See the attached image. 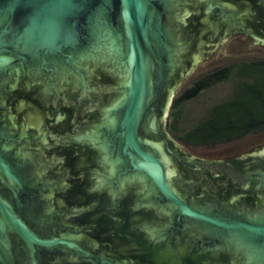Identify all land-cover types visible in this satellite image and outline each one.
Returning <instances> with one entry per match:
<instances>
[{
    "label": "water",
    "instance_id": "95a60500",
    "mask_svg": "<svg viewBox=\"0 0 264 264\" xmlns=\"http://www.w3.org/2000/svg\"><path fill=\"white\" fill-rule=\"evenodd\" d=\"M200 3L205 5L204 23L184 30L182 23L201 10ZM255 15L263 19L259 26ZM247 24L263 30L264 8L245 0H0L1 263L63 264L61 251L47 258L41 250L54 247L71 249L63 252L69 258L92 256L89 250L96 242H85L81 230L64 234L63 228L54 227L55 215L49 221L54 205L48 196L66 181V174H47L60 156L49 155L45 148L52 141L72 140L96 148L100 165L94 171V188L106 189L114 200L136 192V204L152 209L155 217L142 224L150 237L163 239L169 231L181 237L188 226L189 236L231 248V254L219 256L221 264H264V146L242 154L259 155L257 166L244 169L235 157L195 156L166 132L180 82L228 39L244 34L241 29H249ZM224 32L229 34L221 36ZM209 36H219L212 46ZM99 71L112 81L95 77ZM34 85L45 103L77 106L82 115L73 132L64 136L47 131L45 109L35 103L23 110L26 98L13 99L14 88ZM97 111V117L85 115ZM173 145L201 170L179 171ZM88 157L84 153L76 165L83 168ZM230 184L227 196L224 190ZM238 188L257 191L259 197L249 202ZM199 189L204 198L195 195ZM109 197L93 199L97 211L87 200L95 215L102 213L108 237L144 249L142 240L118 234L124 233L126 217L139 221L141 214L105 213ZM176 211L178 233L173 225ZM188 249L187 243L164 244L154 258L158 264H190L195 258ZM104 263L123 264L108 258Z\"/></svg>",
    "mask_w": 264,
    "mask_h": 264
},
{
    "label": "trees",
    "instance_id": "16d2710c",
    "mask_svg": "<svg viewBox=\"0 0 264 264\" xmlns=\"http://www.w3.org/2000/svg\"><path fill=\"white\" fill-rule=\"evenodd\" d=\"M251 3L255 7L261 9L264 8L263 0H245ZM201 10L191 13L187 18V23H182L184 30L192 31L200 28L205 20V5L200 3ZM257 22L262 23L263 19L258 18ZM249 29H241V32L246 34L250 39L254 41L264 42V29L261 27H251L247 24ZM228 32H224L221 36L228 35ZM231 35V34H230ZM219 36L211 37L209 36L208 46L214 45L218 40ZM236 74L237 77L234 85V90L232 94L222 101H219L212 105V107L207 111L205 116L197 122L193 127L187 130H181L179 127V120L182 116V105L183 103L191 98L196 97L202 91L211 88L215 84L229 79ZM102 80L107 77H100ZM34 88L36 92L34 93ZM12 93L13 99H19L20 97H25L26 103L34 105L37 103L40 107L50 109L52 111L50 119H48L45 129L50 130L52 133H60L64 136L68 133L73 132L76 121L81 118V113H77V106L74 104L61 103L56 106L55 104L48 102H43V98L39 95V86L35 85L31 88L16 87ZM20 100V99H19ZM24 102V101H23ZM26 104V105H27ZM14 106V104H13ZM58 111L62 112L64 116L60 119L57 118ZM97 112H85L86 117L90 119L92 117H97L99 115ZM171 114L175 117V120L169 126V132L172 133L177 139L193 145H201L207 147L218 146L219 144L230 143L233 141L241 140L245 137L251 136L264 131V58H260L253 61H241L230 66H220L211 72H207L204 75L198 77L192 85L186 88L180 96L175 98L172 104ZM81 121V120H80ZM88 121L85 120V122ZM84 122V121H83ZM50 134V133H49ZM63 139V138H62ZM54 140L51 138V141ZM177 152L174 156V164L178 167L179 171H200V165L194 162H188V155L182 150L176 148L175 145L172 146ZM258 146L255 148L257 149ZM254 149V150H255ZM45 150L49 155L57 154L60 156L56 165L48 169L47 174L51 177L65 175V182L59 184L52 193L48 196L54 205L51 212V217L49 221L53 222V217L58 218L53 222L54 227L63 228L64 234L69 232H77L81 230L85 242L91 240L96 247H91L92 256L82 255L80 258H69L67 257V252L71 250L66 247H54L50 249L42 248V251H46L44 256L47 258H52L54 255L62 252L63 264H105L104 260L106 258L114 262H122L123 264H158L154 258V252L156 249L162 247L164 244H171L173 246L180 243H187L189 246V254L195 258V261L190 264H221L219 256L231 254V248L229 246L218 245L213 246L209 239H202L199 237L189 236L188 226L186 227L185 233H181V237L174 235L172 231L167 233V236L163 239H154L149 236L148 230L144 229L142 224L146 220L155 217L152 209L149 206L136 204V192L130 191L118 200L109 197L110 192L106 189H96L93 187L94 171L100 165L99 156L96 152V148L88 144L87 142H77V141H52L50 147H46ZM91 155L88 157L90 160L80 168V164L76 161L77 158H81V155ZM61 158V159H60ZM259 158L253 153H248L246 156L238 155L235 157L236 161L243 168L255 167L257 166L254 159ZM75 160V161H74ZM248 163H251L247 166ZM208 170V169H207ZM210 174L213 175L211 169H209ZM216 176V174H214ZM82 184V192L79 190V186ZM231 185V186H230ZM229 188L226 187L225 194L229 196L232 192V184ZM240 196L244 197L249 202L254 203L256 198L259 197L257 191L238 188L237 190ZM76 194L75 201H67L66 203H60L68 195ZM195 195L199 198H204L205 195L202 189L197 190ZM105 197L110 198L109 204L106 206L105 213L111 215L123 214L129 217L131 214H141L143 220L130 221L127 219L123 220L124 233L122 231L118 234L125 236V233L132 235L133 237L142 240L144 249L138 247L137 245H132L128 247L123 245L122 242L118 240L115 241L114 238L108 237L110 231H106L102 223L101 217L102 213L94 214L97 211L95 203L94 211L91 208V204H94V200L103 199ZM82 199V200H80ZM91 200L87 203V200ZM109 200V199H108ZM177 206V205H176ZM96 213V212H95ZM65 214L66 216L62 215ZM140 217V218H141ZM174 218V231L177 233L181 229V223L179 221V211H176L173 215ZM141 225V226H140ZM52 229L49 231V235L53 234ZM117 233V232H116ZM191 238V239H190ZM101 251H105V255L101 256L100 253L95 252L96 248ZM49 252V253H47ZM47 254H49L47 256ZM0 264L1 261H0ZM45 264H49L46 263Z\"/></svg>",
    "mask_w": 264,
    "mask_h": 264
},
{
    "label": "rangeland",
    "instance_id": "374dc122",
    "mask_svg": "<svg viewBox=\"0 0 264 264\" xmlns=\"http://www.w3.org/2000/svg\"><path fill=\"white\" fill-rule=\"evenodd\" d=\"M264 58V45L255 44L246 34L228 39L227 44H222L215 52L203 60L179 84L173 93L168 115L166 118V132L180 145L193 155L206 159H231L238 155L254 150L257 146H264V131L230 143L219 144L214 147L193 145L185 143L169 132V126L175 120L171 114L172 104L181 93L188 88L201 75L220 67L230 66L241 61H253ZM237 75L221 81L211 88L202 91L194 98L186 100L182 105V116L179 120L181 130H187L199 122L215 103L229 97L233 90Z\"/></svg>",
    "mask_w": 264,
    "mask_h": 264
},
{
    "label": "flooded vegetation",
    "instance_id": "af4514ba",
    "mask_svg": "<svg viewBox=\"0 0 264 264\" xmlns=\"http://www.w3.org/2000/svg\"><path fill=\"white\" fill-rule=\"evenodd\" d=\"M255 17H256V19H255V23L259 26L260 25V23L259 22H257V19L259 18V16H257V15H255ZM257 27V26H256ZM99 73H100V75H98V76H95V77H109L107 80L109 81H112V79L110 78L111 76L110 75H108L106 72H102V71H99ZM102 81H106V79H103ZM35 86V85H34ZM33 87V86H32ZM34 93L36 92V89L34 88V91H33ZM21 103V102H20ZM8 107V106H7ZM34 106L33 105H30L29 106V104H27L26 106H23V110H26V109H30V108H33ZM44 109V108H43ZM46 111H47V113H49V115L47 116L48 117V119H50V114L52 113V111L50 110V109H48V108H46L45 109ZM49 111V112H48ZM58 113H60V111H58ZM57 113V114H58ZM62 113V112H61ZM63 114V113H62ZM57 116V118L58 119H60V118H62L63 116H64V114L62 115V117H58V115H56ZM48 121V120H47ZM80 166H81V164H80ZM80 168H82V166L80 167ZM95 180V179H94ZM111 194V193H110ZM110 197H111V195H110ZM94 205H95V203H94ZM90 252H91V247H90V250H89Z\"/></svg>",
    "mask_w": 264,
    "mask_h": 264
}]
</instances>
